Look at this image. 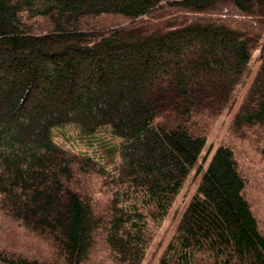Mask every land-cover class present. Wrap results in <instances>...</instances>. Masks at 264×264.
Wrapping results in <instances>:
<instances>
[{
	"label": "trees",
	"instance_id": "obj_1",
	"mask_svg": "<svg viewBox=\"0 0 264 264\" xmlns=\"http://www.w3.org/2000/svg\"><path fill=\"white\" fill-rule=\"evenodd\" d=\"M67 121L108 124L119 170ZM189 180L156 264H264V0H0V264H141Z\"/></svg>",
	"mask_w": 264,
	"mask_h": 264
},
{
	"label": "rangeland",
	"instance_id": "obj_2",
	"mask_svg": "<svg viewBox=\"0 0 264 264\" xmlns=\"http://www.w3.org/2000/svg\"><path fill=\"white\" fill-rule=\"evenodd\" d=\"M256 54L253 53V56ZM257 65L247 64L242 73L238 77L237 85L231 95L228 109H224L218 116L207 134V145L213 144V147L218 144L225 133L227 132L230 120L239 104V100L243 95L251 74ZM52 138L76 151H81L93 155L102 163L106 164L117 172L121 164L120 156V138L113 135L108 124L103 125L95 131H83L80 126L74 121H67L54 125L51 128ZM204 154V151L201 155ZM258 162V161H257ZM195 189V182L186 181L179 193L176 195L168 214L156 228L155 236L148 248L147 255L141 264H156L158 256L164 244L173 233L176 224L188 202L191 194ZM257 209L259 217L263 220V212L257 204L254 205ZM263 208V205H260ZM264 209V208H263Z\"/></svg>",
	"mask_w": 264,
	"mask_h": 264
}]
</instances>
